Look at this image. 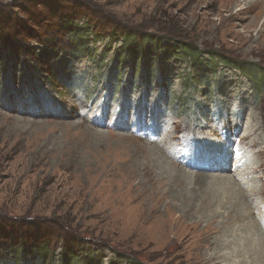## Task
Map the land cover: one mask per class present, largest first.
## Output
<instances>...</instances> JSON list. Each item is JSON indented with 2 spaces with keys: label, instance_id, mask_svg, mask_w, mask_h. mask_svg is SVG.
Returning a JSON list of instances; mask_svg holds the SVG:
<instances>
[{
  "label": "rangeland",
  "instance_id": "obj_1",
  "mask_svg": "<svg viewBox=\"0 0 264 264\" xmlns=\"http://www.w3.org/2000/svg\"><path fill=\"white\" fill-rule=\"evenodd\" d=\"M124 2L0 0V232L20 237L24 231V264L37 263L27 253L33 238L48 239L45 264H126L119 256L142 264H199L213 253L214 238L227 234L221 210L212 209L217 216L189 210L173 192L162 193L169 184L154 187V174L141 185L143 154L180 168L174 157L188 151L192 164L196 158L202 166L186 170L191 177L183 187L196 205L203 199L199 183L212 189L210 177L236 179L238 156L264 164V35H256L264 11L256 27L246 29L262 7L240 17L237 3L221 14L210 9L209 25L177 5L148 1V8L127 11ZM63 14L83 28L80 40L61 34L57 17ZM107 27L165 35L195 48L199 61L156 50L150 64H137L134 78L130 54L119 58L120 39L103 36ZM50 36L58 48L47 52L42 42ZM207 53L233 63L215 65ZM150 66L158 80L148 85L141 68ZM239 67L252 69V77ZM225 154L223 173L205 168ZM168 165L155 163L153 171ZM252 177L247 191L264 183V172ZM153 194L157 220L149 214ZM218 250L219 257L228 253ZM219 257L216 264H225ZM13 259L0 242V264Z\"/></svg>",
  "mask_w": 264,
  "mask_h": 264
},
{
  "label": "bare ground",
  "instance_id": "obj_2",
  "mask_svg": "<svg viewBox=\"0 0 264 264\" xmlns=\"http://www.w3.org/2000/svg\"><path fill=\"white\" fill-rule=\"evenodd\" d=\"M148 1H150V4ZM220 2H222L221 5ZM157 3H160V6L162 4L165 8L172 6L177 8V5V11H184L193 19L202 18L208 24L211 21L209 19V15L211 14L209 13L210 9H212L211 11L217 10V12L221 14L223 9H231L233 4L237 3V6L239 7L237 16H239L249 15V13L255 11L259 7H262L263 10L258 12V15L253 18L248 25H246L247 32H250L252 28L256 27L257 19H259L258 17L261 16L264 11V0H125L123 6L127 11L133 8L135 10H142L145 9L148 4V6H152ZM244 20L247 19L244 18ZM256 35L258 39L264 35V22L261 24ZM248 39H250V37ZM207 134L209 136L212 135L211 132H208ZM187 152L188 151L183 152L179 158H173L175 161L182 163L181 165L183 169L178 167L175 163L165 162L162 157H157L156 159L151 160L149 157L150 155L148 156L144 153L143 157L145 159V164L140 167V176L142 177L141 185L145 186V184H147V176L154 174L156 178V175H158L160 178L153 179L154 187L159 188L164 184H169L167 186L169 190L166 189L162 193H169L170 191L173 192L171 193L172 196L180 198L182 204L188 207L189 210L206 213L208 210L209 212L212 211L214 216L217 212L212 209L215 210L216 208L221 210L218 214L225 220L223 223L225 225L224 228H227V226L229 227L227 234L224 235V238H214L215 247L213 249V253L207 255V257L202 256L199 258V264H216L219 257L218 254L220 253L218 249L221 247L228 250L227 254H221L219 257L222 258V261L220 262H224L225 264H264V210H262L264 209V183H261L260 188L256 187V190H246V185L253 179H257L252 177L253 173L259 172L260 175L263 174L264 169L262 167H264V164L260 163L254 166L249 157H245L244 155L238 156V159H236L235 163H233V174L236 179L231 177H222L220 175L210 177L211 179L208 185L211 186L212 189L205 187L203 183H199L198 189H200L203 199L200 200L197 197L198 200H200V205H196V197L192 198L188 195L183 187L185 186V181L189 180L191 177V175L188 174L189 172L186 170L194 167L195 165L202 166V164L199 163L196 158H193L194 162L192 164L190 160L191 158H187ZM260 154L262 155L264 153L261 152ZM227 156L228 154H225V159H220L219 162L204 164L205 168L209 167L212 170L223 173L226 169H228L227 163L223 161L226 160ZM161 161L167 165L169 164L168 168H161L160 170L158 169L159 171H153L155 163H159ZM194 180H196V177H194ZM219 184L224 186L222 190L217 187ZM171 187H173V189ZM145 193L146 191H144V194ZM152 200L154 206L149 211V214H152L157 220L159 210L155 206L157 203L156 194H153ZM161 226L162 225L158 226L159 230H165V227Z\"/></svg>",
  "mask_w": 264,
  "mask_h": 264
},
{
  "label": "trees",
  "instance_id": "obj_3",
  "mask_svg": "<svg viewBox=\"0 0 264 264\" xmlns=\"http://www.w3.org/2000/svg\"><path fill=\"white\" fill-rule=\"evenodd\" d=\"M73 15H65L63 14L62 16H58L57 17V23L59 25L60 28V32L61 34L64 35H73L75 38H79V36L81 35V32L83 30V28H77V24H74V19H73ZM83 26H86V30H88V28H93L90 27L91 23L89 22H83L82 24ZM94 29V28H93ZM94 32V31H93ZM106 32V34H104V37H107L109 39V41H112L116 38L120 39L121 42V46H120V55L119 58L121 56V54H130L131 56V68L133 71V77L135 78V72L137 69V64L140 62L142 63H146L150 64V62L155 58V52L156 50H160L163 49L164 51H169V52H177L180 53L182 56H185L186 58L189 59V61L191 62L192 59L196 61H199V55H196L195 51L196 49L193 47L188 46L185 43H181L179 41H174L173 39H169V37L165 36V35H156V34H151V33H147V32H139V31H135V30H126V29H112L111 27H107L105 28L104 33ZM102 36V35H101ZM96 39L101 38L99 35H95L94 36ZM80 40V39H78ZM74 44H72L73 46ZM42 46L43 48L46 49L47 52H52L54 51L57 47V43L55 41L54 37L47 38L45 42H42ZM71 49L75 50L76 52V47H72ZM1 50V48H0ZM1 53V52H0ZM27 54L30 55L31 53L29 51H27ZM8 55V54H7ZM207 56L209 59H212V62L219 63V65H222L225 68H230V64H228V62L233 63L231 60L229 59H225V58H217L215 56V54L213 53H207ZM16 58H20L19 56ZM0 59H1V55H0ZM8 62L11 63V57L10 55H8V58L6 59ZM16 60V59H15ZM12 58V62L15 61ZM149 61V62H148ZM115 63L118 64V66L121 64V61H114ZM192 64V63H191ZM7 68V63L6 65H4ZM196 66H199L198 63L193 62L192 67L195 68ZM212 66V65H211ZM213 67V66H212ZM149 69H146V71L144 70V68H141V71L143 73L144 79H146V83L148 85H151L153 83H157L156 80H158V75L156 74L155 76L153 75L152 72V67H148ZM149 70V71H147ZM240 70V74L244 75L246 78L247 76L250 75V77H252V69H247L244 67H239ZM114 73H111V76L115 75L117 72V69L114 67V69L112 70ZM155 71V70H154ZM148 74V76L146 75ZM110 75V73H109ZM119 77V76H118ZM198 78V76H196ZM115 78V76H114ZM255 78V77H253ZM156 79V80H153ZM199 79V78H198ZM248 79V78H247ZM249 80V79H248ZM255 85H262V83H254ZM190 108V106H189ZM12 229V228H11ZM9 232V233H8ZM7 233H2L0 232V242L3 244H6L7 246H10V251L14 257V264H24L25 261V257L22 255L21 250L23 248L26 247L27 245V240H25V234L24 231H20V237H19V231H15V230H10ZM16 238V239H13ZM48 239H40V238H33L32 243H31V247H29V249H27V253H29L32 257L36 258L35 260L37 261L36 264H45V262L48 260V254L50 252V248H49V242H47ZM20 242L21 245H20ZM69 253V250H68ZM73 254V252H72ZM120 259H128L125 260L126 264H142L139 263L138 261H135L134 259H130L128 257H124V256H119ZM18 261V262H17Z\"/></svg>",
  "mask_w": 264,
  "mask_h": 264
}]
</instances>
